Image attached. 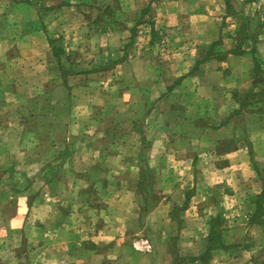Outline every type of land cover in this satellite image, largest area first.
Wrapping results in <instances>:
<instances>
[{
	"label": "rangeland",
	"instance_id": "rangeland-1",
	"mask_svg": "<svg viewBox=\"0 0 264 264\" xmlns=\"http://www.w3.org/2000/svg\"><path fill=\"white\" fill-rule=\"evenodd\" d=\"M262 37L264 0H0V264H264Z\"/></svg>",
	"mask_w": 264,
	"mask_h": 264
},
{
	"label": "crops",
	"instance_id": "crops-1",
	"mask_svg": "<svg viewBox=\"0 0 264 264\" xmlns=\"http://www.w3.org/2000/svg\"><path fill=\"white\" fill-rule=\"evenodd\" d=\"M219 25H221L220 23H219ZM219 27H217V32L216 33H219ZM205 37H202L201 39H204ZM262 38H264V37H262ZM264 40V39H263ZM249 148V147H248ZM249 151H248V149H245V152H244V149H242V147H240L239 149H237V150H235V151H233V152H231V153H235V155H238L239 157H241V162H240V164H239V167H240V169L242 170V172L243 173H246V172H248V169H249V156L247 155V153H248ZM246 154V155H245ZM222 156V155H221ZM224 157V156H223ZM228 163H230V162H228ZM233 163V162H232ZM231 164V163H230ZM227 164L225 163V164H221V165H219V166H215L214 167V169H216V170H219L220 168H223L224 166H226ZM248 168V169H247ZM250 173V172H249ZM253 176V175H252ZM250 177V176H249ZM220 181H222V180H220ZM209 207V206H208ZM214 207H215V209L213 210V211H211L210 213V215L209 214H206L204 217H211V218H213V217H215V216H218L219 215V210H217V208H218V205L217 204H215L214 205ZM208 213H209V211H208Z\"/></svg>",
	"mask_w": 264,
	"mask_h": 264
}]
</instances>
